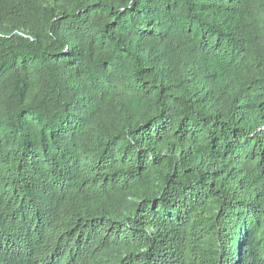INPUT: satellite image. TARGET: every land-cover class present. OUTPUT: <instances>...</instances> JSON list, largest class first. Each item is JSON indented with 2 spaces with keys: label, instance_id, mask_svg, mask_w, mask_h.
Returning <instances> with one entry per match:
<instances>
[{
  "label": "trees",
  "instance_id": "16d2710c",
  "mask_svg": "<svg viewBox=\"0 0 264 264\" xmlns=\"http://www.w3.org/2000/svg\"><path fill=\"white\" fill-rule=\"evenodd\" d=\"M0 264H264V0H0Z\"/></svg>",
  "mask_w": 264,
  "mask_h": 264
}]
</instances>
